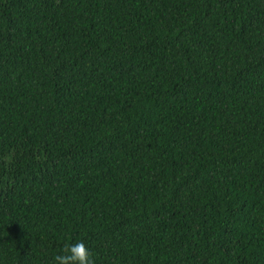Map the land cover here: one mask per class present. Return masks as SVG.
<instances>
[{
	"label": "trees",
	"instance_id": "trees-1",
	"mask_svg": "<svg viewBox=\"0 0 264 264\" xmlns=\"http://www.w3.org/2000/svg\"><path fill=\"white\" fill-rule=\"evenodd\" d=\"M264 264V0H0V264Z\"/></svg>",
	"mask_w": 264,
	"mask_h": 264
},
{
	"label": "clouds",
	"instance_id": "clouds-1",
	"mask_svg": "<svg viewBox=\"0 0 264 264\" xmlns=\"http://www.w3.org/2000/svg\"><path fill=\"white\" fill-rule=\"evenodd\" d=\"M54 259L55 264H95L93 254L83 241L66 244Z\"/></svg>",
	"mask_w": 264,
	"mask_h": 264
}]
</instances>
